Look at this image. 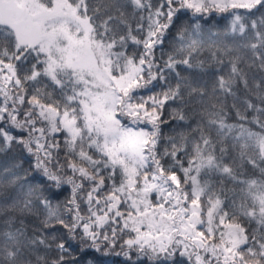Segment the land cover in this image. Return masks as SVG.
I'll return each instance as SVG.
<instances>
[{
    "label": "snow or ice",
    "instance_id": "obj_1",
    "mask_svg": "<svg viewBox=\"0 0 264 264\" xmlns=\"http://www.w3.org/2000/svg\"><path fill=\"white\" fill-rule=\"evenodd\" d=\"M0 155V264H264V0H0Z\"/></svg>",
    "mask_w": 264,
    "mask_h": 264
},
{
    "label": "trees",
    "instance_id": "obj_2",
    "mask_svg": "<svg viewBox=\"0 0 264 264\" xmlns=\"http://www.w3.org/2000/svg\"><path fill=\"white\" fill-rule=\"evenodd\" d=\"M228 22L227 21H222L221 24H227ZM12 161L8 158H6L5 156L3 155H0V170H2V168L7 164V165H11ZM24 168H27V164L24 165ZM18 173H19V176H20V179L21 180H25L27 179L28 177L25 176V173L23 171V169H18L17 170ZM30 175V174H29ZM18 187V185H12V184H9L7 186V188H4V187H0V202H2L3 200V194L5 192H7L8 194H15L16 192V188ZM89 255H92L91 253H89ZM98 260L100 261H105V260H108V261H116L118 258H115V257H102V256H97L96 257Z\"/></svg>",
    "mask_w": 264,
    "mask_h": 264
}]
</instances>
